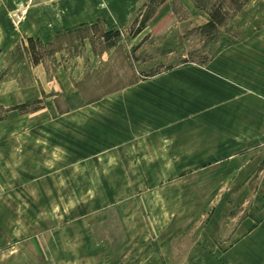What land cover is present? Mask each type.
Masks as SVG:
<instances>
[{"label":"rangeland","instance_id":"obj_1","mask_svg":"<svg viewBox=\"0 0 264 264\" xmlns=\"http://www.w3.org/2000/svg\"><path fill=\"white\" fill-rule=\"evenodd\" d=\"M17 1L38 2L0 0V17L7 2ZM161 1L142 4L124 29L108 31L98 22L51 42L33 38L6 59L0 88L7 81L36 83L41 95L20 105L12 94L13 104L3 105L8 96L0 95V154L21 149L25 177L40 170L42 186L0 187V222L15 216L8 211L14 194L26 200V217L18 218L25 234H0L9 238L0 264L39 261L34 238L69 223L89 226L100 243H111L118 264H185L210 228L223 243L242 221L250 218V228L264 222V139L241 130L240 78L225 71L231 62L240 67L247 30L264 29V0H194L202 12L195 18L174 0L175 15L144 30ZM226 3L240 7L219 24L220 34L204 28L212 20L209 7ZM9 14L20 26L23 12ZM224 39L230 44L216 54ZM175 143L186 151L200 143L201 154L162 155L176 168L149 170L161 166L160 153ZM38 191L50 200L44 227L27 216ZM250 240L256 244V234ZM251 246L227 255L200 252L210 260L264 259Z\"/></svg>","mask_w":264,"mask_h":264},{"label":"crops","instance_id":"obj_2","mask_svg":"<svg viewBox=\"0 0 264 264\" xmlns=\"http://www.w3.org/2000/svg\"><path fill=\"white\" fill-rule=\"evenodd\" d=\"M146 1L148 0H38V2L26 3V5L18 1L7 2L1 8L2 14L0 17V69L5 67L6 59L10 53L20 44H24L27 41L31 42L33 38L44 43L51 42L64 33L88 27L98 22H102L108 31L124 29L130 25L134 15ZM179 1L187 13L194 18L202 14L196 7L194 0ZM13 10L23 12V15L19 16L21 21L18 27L14 26L11 18L9 19V13ZM175 12L174 0H162L156 17L144 27V30H152L153 27L159 25L164 19L174 16ZM242 42L240 67H234L231 62L230 65L226 66L225 71L227 75H233L235 71L236 75H239L240 78L242 86L241 99L239 100L241 130L246 133L247 138L264 139V29L256 34L251 33V30L248 29L246 37ZM226 78L227 83L231 86V82L229 83V81L233 82L232 78H228L227 76ZM35 84L33 83L32 86L19 85L12 87L8 81L3 82L0 88V95L6 97L12 94V97L18 99L14 104L20 105L30 98L41 95L40 88L35 87ZM29 88H32L33 94L31 96L27 95L26 99L23 95L27 94L26 91ZM243 88H246V91ZM21 97L24 99L20 100ZM3 100V105H9L7 103L13 104L9 100V96ZM175 145V147L168 146L165 151L160 153L161 156L184 155L186 153L201 154L200 143L198 145L194 143L193 147L188 148L187 151L184 150L183 145H179L178 143H175ZM20 155H22V150L19 148L6 147L1 152L0 169L7 170V174H2L0 177L1 188L42 186L41 182H38L41 181L39 177L41 175L40 170H38V174L34 173L32 178L25 177L26 160ZM171 161H173L171 164H175L176 158H173ZM160 165V167L150 166L148 169L165 171L176 168L170 166V160L164 156L160 158ZM9 166L11 168H8ZM30 180L32 182H28ZM37 193L34 195L33 200L29 202L32 205H29L30 208L28 207L29 212H27V216L32 218L35 224L44 227L51 221L50 216L46 213L50 200H45L40 191ZM14 195L16 199L14 201L10 200L13 204L8 207L11 209L8 211L13 210L16 214L13 218L9 219L7 217L6 219L5 217L4 221L0 222L1 236L25 234L23 220L24 215L26 217L24 208L26 200L25 197H20L18 194ZM1 209L0 218H3L5 213L4 209ZM20 217L23 220H18ZM249 219H246L247 222L245 220L242 221L236 228L238 232L234 236L230 234L224 238L223 243H220L221 236L219 230L210 228L205 231L204 238L189 248L192 252L185 264H238L239 262L238 260L227 258L224 260L203 258L204 255L200 251L205 250L224 249L227 255L233 250H251V245H255L258 251H264V222L257 223L256 226L250 228L248 226ZM13 220L17 221L14 222ZM43 229V231L39 232V236L37 235L33 240L35 243L33 245L34 249L40 256L39 261L25 260L24 264H118L119 262L115 260L114 251L116 248L111 243H100L89 226L77 227L69 223L68 225L65 224V226ZM254 234L257 236L256 244L248 242L251 241L250 235ZM6 244H9V238L3 239L1 237L0 250ZM20 244L18 243L16 246L19 247ZM106 258L110 260L105 261ZM156 264L164 263L162 260H158ZM239 264H264V259H243Z\"/></svg>","mask_w":264,"mask_h":264},{"label":"trees","instance_id":"obj_3","mask_svg":"<svg viewBox=\"0 0 264 264\" xmlns=\"http://www.w3.org/2000/svg\"><path fill=\"white\" fill-rule=\"evenodd\" d=\"M242 4H243L242 6H244L245 1H243ZM197 7L200 8L199 4H197ZM239 7L240 6H238V4H227V3H226V6H223V5H221V6H217V5L215 6L214 5L213 6V5H211L209 7L208 12H209V15H210L212 20L210 22L206 23L204 28H208V29L210 28V30H212V32H217V34H220L221 31L219 30V28H220L219 24L221 22H223V20L225 18L227 19L231 12L238 10ZM212 39L214 40V38H212ZM230 42H231L230 40L224 39L222 46L218 50H216L215 53L218 54L220 51H222L224 48H226L230 44Z\"/></svg>","mask_w":264,"mask_h":264}]
</instances>
